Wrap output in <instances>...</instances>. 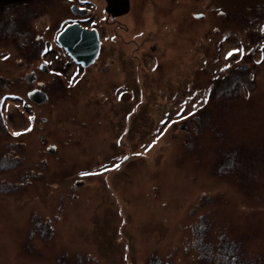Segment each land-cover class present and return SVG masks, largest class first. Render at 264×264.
Returning <instances> with one entry per match:
<instances>
[{
	"label": "rangeland",
	"instance_id": "obj_1",
	"mask_svg": "<svg viewBox=\"0 0 264 264\" xmlns=\"http://www.w3.org/2000/svg\"><path fill=\"white\" fill-rule=\"evenodd\" d=\"M142 16L155 30L143 38ZM135 21L139 28L125 30ZM117 22L104 23L103 31L120 39L107 42L103 55L115 60L124 49L126 79L144 92L143 102L135 95L118 103L109 80L125 82H117L119 62L101 61L97 76L73 89L61 78L47 85V103L30 107L41 123L31 124L30 109L16 99L2 108L0 157L10 155L13 167L0 171V264H264V0H131ZM23 53H13L11 71ZM234 55L246 56L242 64L255 75L224 85L206 108L210 114L198 116L215 86L214 71L229 57L235 62ZM153 58L162 69L151 72ZM16 72L2 73L9 89L0 83V98L5 91L24 96L32 87ZM42 75L51 83L52 76ZM95 80L103 99L90 96ZM127 115L130 137L117 148ZM87 119L96 128L84 134ZM50 142L59 147L54 158L45 153ZM116 156L120 165L97 170Z\"/></svg>",
	"mask_w": 264,
	"mask_h": 264
},
{
	"label": "flooded vegetation",
	"instance_id": "obj_2",
	"mask_svg": "<svg viewBox=\"0 0 264 264\" xmlns=\"http://www.w3.org/2000/svg\"><path fill=\"white\" fill-rule=\"evenodd\" d=\"M106 1V0H105ZM129 2V10L125 13L128 14L131 9V0H128ZM104 0H0V50H1V60H0V83H4L5 87L8 88V84L6 81V78L2 75L6 74L8 72H16L18 76H20L21 82L26 85H31L32 87L26 92V94L23 95H13L10 94V92L5 91L2 93V97L0 98V123L1 125H5V120L3 117V106L4 104L9 100L8 97H13L12 99L18 100L20 103L24 104L26 103V107L30 109L32 113V120L31 124H35V121L37 119L38 114L35 109H32L30 107H33L34 104L32 103V100L30 99V95L37 98L38 100L42 101L40 103H47L49 99V93L50 91H47V85L55 83L57 78H61L65 82V87L70 86L71 89L75 88L80 84V82H87L90 76L96 77L95 69H97L98 64L103 61L105 65L112 62H119L118 67L120 68L119 71V77L118 81L120 79H123L125 82H123L120 86L118 84H113L112 80H109L113 86H115V91L117 90V102L123 103L124 97L128 96L129 100L134 101L135 97L138 96V100L143 102L145 100V94L144 92L136 93V89L133 87L135 86L133 82H129L126 79V76L128 74V71L125 68V63L121 61L124 56L122 53L124 52V49H121L116 54V59L110 61L108 59L107 55H103L105 52H103V46L108 42L110 43H116L118 44L120 36L114 32L111 35L105 31L104 29V23L109 24H116L117 27H119V22H117L118 18L121 16H116L112 18L111 14H109L106 10V6H104ZM207 6H210L208 2L206 3ZM131 14V13H130ZM128 15V19H133L134 16L131 14ZM223 15V14H222ZM224 16V15H223ZM127 17V16H126ZM197 17V16H195ZM194 17V19H195ZM152 18V17H151ZM206 17L203 15L202 18H197L195 20H201L205 19ZM59 19V20H58ZM126 20V18H124ZM135 19V18H134ZM122 22L125 21L123 19H120ZM58 21V22H57ZM118 24H117V23ZM126 22V21H125ZM76 27L79 26L85 30L88 31H97L99 35V49L97 52V55L93 62L90 65H86L85 67L83 65H77L75 64L73 58L69 55V53L63 49L59 43H58V36L65 31L68 27ZM128 28H125V30L133 31L134 29L139 28L140 24L133 23L130 26L126 25ZM137 26V27H136ZM143 25V21L141 23V27ZM144 34V33H143ZM131 35V34H130ZM147 35V34H146ZM145 35V36H146ZM135 36V37H133ZM132 40L136 39L138 35H133ZM143 38V36H142ZM130 41L129 38L121 37L120 43L128 42ZM131 40V42H132ZM157 40V39H156ZM264 44V34L261 41ZM19 49H23L24 53L18 56V58L14 59V63L16 65L15 71H11L10 66H13V61L10 59L13 57V53L16 55L19 51ZM156 52V47H154ZM3 52V53H2ZM219 53V52H218ZM264 54V52H263ZM103 55V56H102ZM248 55V53H247ZM111 56V54H110ZM161 57V56H160ZM236 60L231 64L232 57H229L228 60H226L227 66H222L221 68H218L214 71V73H218V75L214 76L211 81H216L214 83V88L216 87V84L222 85L219 90H213L210 86V93L202 100H205L204 105H202L197 111L198 116H201V112L206 114H210L209 108L211 103H213L215 100V97H219L221 95L222 87L224 85H236V84H244L248 82L249 80H252L250 76H254L256 73V70H250V66L248 68L247 65L243 66L244 58H238L237 55L233 56ZM222 55L221 53L218 54L217 61L221 60ZM38 59V60H37ZM118 59V60H117ZM202 63H204L205 58L201 55ZM255 57L250 56V62L255 63ZM154 60V58H153ZM248 59H245V61ZM32 63L31 66L27 65ZM155 68L151 70L157 71L158 69H162L160 66L161 60L159 61L157 58L154 60ZM113 64V63H112ZM247 64V63H244ZM14 65V66H15ZM111 66V65H110ZM247 66V67H246ZM31 67V68H30ZM79 67V68H78ZM160 67V68H159ZM151 68V67H150ZM206 67H202L201 71H205ZM227 68L226 72L225 69ZM29 69V72L26 75H22V72L24 70ZM22 70V71H21ZM46 73L49 76H52L53 79L51 83L45 82L44 79L42 80V74ZM203 74V73H201ZM200 74V75H201ZM22 75V76H21ZM9 76V75H8ZM10 77V76H9ZM100 77V76H99ZM15 79V77H11ZM12 79V80H13ZM60 79V80H61ZM172 79V78H171ZM196 79V77H195ZM99 81V80H98ZM127 81V82H126ZM99 85V82L97 80L93 81L90 84L91 89L90 96H95L96 100L98 99V94L101 95V89L95 90V86ZM48 89L49 86H48ZM220 92V93H216ZM33 93V94H32ZM216 93V94H215ZM215 94V95H214ZM136 95V96H135ZM225 95V94H222ZM150 96V94H149ZM154 96V95H153ZM155 97V96H154ZM32 109V110H31ZM19 112V111H18ZM200 113V114H199ZM21 115V113L19 112ZM119 116H117V122H120ZM124 125L123 128L120 131V134L115 140L114 145L117 148H120L123 146V140L127 137H130V130L132 127V117L130 115H127V118H123ZM42 122L47 121V119L42 118ZM88 123H83L84 126L82 128L84 129L82 132L84 134H89V130L92 128H96L94 124H92L91 119H87ZM4 127V126H3ZM7 127V126H6ZM5 128V127H4ZM113 128H117V130H120V127L113 126ZM33 129V128H32ZM34 130V129H33ZM8 133V132H7ZM95 136L96 131H92ZM43 141V144L46 142V138L43 135L38 136ZM53 140V137L51 138L48 136V140ZM54 141V140H53ZM109 142V141H108ZM54 143V142H53ZM48 144L45 148V153H50V158H54L58 154L59 147L54 143ZM109 147L113 150L115 147L113 146L112 142H109ZM108 150V149H107ZM43 154L42 162L44 163V167L48 169L50 167L48 157H45V154ZM132 153L129 151L128 156H130ZM6 156H10L5 153L3 157H0V171L3 169H8V167L12 168V164H8L6 161ZM122 156H126V154H122ZM131 157V156H130ZM132 158V157H131ZM10 161L12 163H15V165H22L21 162L11 158ZM122 158L116 156L115 158L110 159L109 165H103L97 168V170L101 169H108V166L118 163H122ZM130 161H127L126 164H128ZM124 164V166H127ZM14 165V164H13ZM14 165V166H15ZM9 171V170H8ZM35 169H29V172L34 173ZM37 172V171H36ZM38 174H42L41 172H38ZM33 177L32 175H28V178ZM25 178V177H24ZM26 179V184L32 183V181ZM76 185L79 187L81 182L76 181ZM19 183V182H18ZM47 183V182H46ZM47 186V184H45ZM76 187V186H75ZM79 189V188H77ZM62 200H65L64 196H61ZM55 219H58V215L55 217ZM49 223H50V219ZM123 222H125L123 220ZM121 221V223H123ZM48 224V223H47ZM51 224V223H50ZM50 228H53L51 225L48 224ZM49 228V229H50Z\"/></svg>",
	"mask_w": 264,
	"mask_h": 264
},
{
	"label": "water",
	"instance_id": "obj_3",
	"mask_svg": "<svg viewBox=\"0 0 264 264\" xmlns=\"http://www.w3.org/2000/svg\"><path fill=\"white\" fill-rule=\"evenodd\" d=\"M106 2V10L112 17L124 15L129 10L128 0H106ZM58 43L77 64L85 67L90 65L97 55L99 35L95 30L88 31L79 26H73L68 27L58 36ZM29 97L34 102H42L32 95Z\"/></svg>",
	"mask_w": 264,
	"mask_h": 264
},
{
	"label": "bare ground",
	"instance_id": "obj_4",
	"mask_svg": "<svg viewBox=\"0 0 264 264\" xmlns=\"http://www.w3.org/2000/svg\"><path fill=\"white\" fill-rule=\"evenodd\" d=\"M142 19H143V25H144V27H145V29H146L145 32H143V33H144L143 37L146 35V33H147V35H151V33L154 34V33H155V30L152 29L149 18L146 19L145 16H142ZM206 19H207V17H206ZM206 19H205V20H206ZM161 31H162V30H158L159 33H160ZM147 35H146V36H147ZM212 89L214 90L215 88L212 87ZM10 94L15 95L16 93L11 92ZM12 98H13V97H11V96L8 97V99H12Z\"/></svg>",
	"mask_w": 264,
	"mask_h": 264
},
{
	"label": "snow or ice",
	"instance_id": "obj_5",
	"mask_svg": "<svg viewBox=\"0 0 264 264\" xmlns=\"http://www.w3.org/2000/svg\"><path fill=\"white\" fill-rule=\"evenodd\" d=\"M13 135H16V136H18V135H20V133H13Z\"/></svg>",
	"mask_w": 264,
	"mask_h": 264
}]
</instances>
